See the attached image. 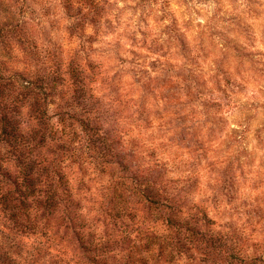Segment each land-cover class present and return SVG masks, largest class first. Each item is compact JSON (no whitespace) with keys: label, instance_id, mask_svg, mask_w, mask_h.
<instances>
[{"label":"clouds","instance_id":"1","mask_svg":"<svg viewBox=\"0 0 264 264\" xmlns=\"http://www.w3.org/2000/svg\"><path fill=\"white\" fill-rule=\"evenodd\" d=\"M0 264H264V0H0Z\"/></svg>","mask_w":264,"mask_h":264}]
</instances>
